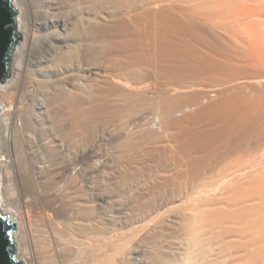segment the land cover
<instances>
[{
  "label": "bare ground",
  "instance_id": "1",
  "mask_svg": "<svg viewBox=\"0 0 264 264\" xmlns=\"http://www.w3.org/2000/svg\"><path fill=\"white\" fill-rule=\"evenodd\" d=\"M13 3L23 40L0 82V209L16 221L18 258L264 264V27L253 2ZM35 29L51 30L36 54ZM150 75L165 86L158 96Z\"/></svg>",
  "mask_w": 264,
  "mask_h": 264
},
{
  "label": "water",
  "instance_id": "2",
  "mask_svg": "<svg viewBox=\"0 0 264 264\" xmlns=\"http://www.w3.org/2000/svg\"><path fill=\"white\" fill-rule=\"evenodd\" d=\"M21 39L18 9L13 0H0V82L11 75L12 55ZM15 227L16 221L0 209V264H24L17 256Z\"/></svg>",
  "mask_w": 264,
  "mask_h": 264
},
{
  "label": "rangeland",
  "instance_id": "3",
  "mask_svg": "<svg viewBox=\"0 0 264 264\" xmlns=\"http://www.w3.org/2000/svg\"><path fill=\"white\" fill-rule=\"evenodd\" d=\"M259 1L260 2H262L263 0H258V1H254V0H250V2L252 3L253 2V6H251V7H249L252 11H254V9H255V11L254 12H252V11H250L251 12V17L252 16H256V17H258L259 19H257L256 18V20H258L257 22L258 23H260V24H262V26L264 27V1L262 2V3H259ZM257 2H258V4H262L261 6H263V8L261 7V6H258V4H257ZM256 5V6H255ZM249 8H247L248 10H249ZM244 10L243 12H245V13H247L248 12V14H250V12L248 11V10ZM257 9H258V11L260 10V12H258L257 11ZM261 10H263V11H261ZM254 15H253V14ZM258 13V14H257ZM236 19H238V16H236V17H234V19L233 20H235V23H237L236 22ZM238 21V20H237ZM48 31H51V30H48ZM48 31H46V32H44V34H46V35H48V36H45L44 35V38H43V36L42 35H40V32L38 31V30H34V32H31V37H32V39L34 38L35 40L34 41H36V42H34L33 43V46H35L34 48H33V53L34 54H36L35 52H38V51H40V49L42 48V46L44 45L43 44V42L42 41H44L45 40V38H46V40L48 39V37H49V33H48ZM40 36V37H39ZM43 38V39H42ZM38 39V40H37ZM23 40V39H22ZM23 42V41H22ZM21 42V43H22ZM41 43V44H40ZM19 45V44H18ZM42 45V46H41ZM16 50V49H15ZM14 50V54L17 52V50L15 51ZM34 50H35V52H34ZM17 54V53H16ZM15 54V56H17V58H18V55H16ZM14 56V57H15ZM31 58H29V62H31ZM27 63H28V59H27ZM29 65V66H28ZM27 67L28 68H31L30 70H33L34 69V67H33V65H31L30 63H28L27 64ZM14 72H15V69L14 68H12V71H11V73L14 75ZM153 77V79H151L152 77ZM13 78V76L11 77H9L7 80H10V79H12ZM148 83L149 84H147V92L148 93H150V94H152V95H155V96H158V95H160V93H162L161 91H164V89H165V86L160 82V80L158 79V78H155V76H153V75H150V79H149V81H148ZM157 83V84H156ZM154 84V85H153ZM154 93V94H153ZM146 111V110H145ZM148 112V111H147ZM146 113V112H145ZM146 115V114H145ZM142 116H144V115H142ZM136 118H138V117H136ZM157 121H158V119H156ZM157 123V122H156ZM156 126H157V124H156ZM97 130H99V129H97ZM109 141H111V140H109L108 139V141H106L108 144H109ZM106 142H101V141H99V143H101V144H99V145H101V147L103 146V145H105L106 147H107V145L105 144ZM105 146H103L102 147V149H104L105 150ZM96 149H100L101 151H102V149L100 148V146L98 147H96ZM103 150V151H104ZM255 158L256 159H258V158H260L261 159V155L259 154V155H255ZM103 161V160H102ZM102 161H100V160H98L97 161V163H96V166H98V165H101L100 163L102 162ZM115 169V168H114ZM208 173H211V172H208ZM207 179L209 180L210 179V176H207ZM202 187H203V181L201 182V183H195V185H194V187H193V189H191V190H189L188 189V191H187V193L188 194H192V192H195V191H199V190H201L202 189ZM135 226H136V224L134 225V224H131V225H129L128 227H127V231H128V233H130V232H132L133 233V231L135 232L136 231V228H135ZM131 234V233H130Z\"/></svg>",
  "mask_w": 264,
  "mask_h": 264
}]
</instances>
